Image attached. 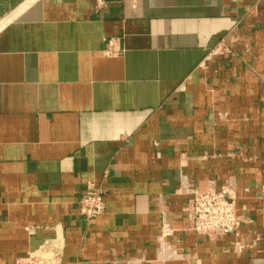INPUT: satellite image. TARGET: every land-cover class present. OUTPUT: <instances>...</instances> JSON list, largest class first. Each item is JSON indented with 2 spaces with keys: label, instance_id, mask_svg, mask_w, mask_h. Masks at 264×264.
Masks as SVG:
<instances>
[{
  "label": "crops",
  "instance_id": "obj_1",
  "mask_svg": "<svg viewBox=\"0 0 264 264\" xmlns=\"http://www.w3.org/2000/svg\"><path fill=\"white\" fill-rule=\"evenodd\" d=\"M229 180L238 231L189 230ZM30 253L264 264V0H0V264Z\"/></svg>",
  "mask_w": 264,
  "mask_h": 264
},
{
  "label": "built area",
  "instance_id": "obj_2",
  "mask_svg": "<svg viewBox=\"0 0 264 264\" xmlns=\"http://www.w3.org/2000/svg\"><path fill=\"white\" fill-rule=\"evenodd\" d=\"M111 44L112 41H108V45ZM234 200V183L230 180L219 187L209 183L206 188L192 192L185 207L187 228L209 239L232 233L237 224ZM78 205L79 213L85 220L101 214L105 209L103 189L89 181L78 200ZM54 259L55 253L53 263L39 253H30L15 264H56Z\"/></svg>",
  "mask_w": 264,
  "mask_h": 264
},
{
  "label": "rangeland",
  "instance_id": "obj_3",
  "mask_svg": "<svg viewBox=\"0 0 264 264\" xmlns=\"http://www.w3.org/2000/svg\"><path fill=\"white\" fill-rule=\"evenodd\" d=\"M218 65V64H217ZM190 192H191V190H190ZM234 193H235V186H234ZM189 195V194H188ZM191 196H192V192L190 193V195H189V198L187 199V200H189L190 198H191ZM234 208H235V211H236V214H237V224L235 225V227H234V229H233V231H232V233L233 234H235L237 231H238V229H239V227H240V225H241V223H242V215L243 214H241V208H240V206H238V204H237V200H236V196H235V200H234ZM251 238V241H253V242H255L254 240V238L253 237H250ZM249 238V239H250Z\"/></svg>",
  "mask_w": 264,
  "mask_h": 264
}]
</instances>
